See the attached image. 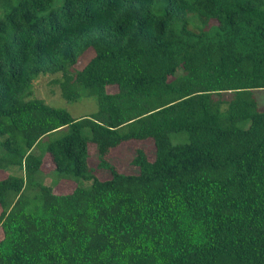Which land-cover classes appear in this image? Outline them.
<instances>
[{
  "label": "trees",
  "instance_id": "obj_1",
  "mask_svg": "<svg viewBox=\"0 0 264 264\" xmlns=\"http://www.w3.org/2000/svg\"><path fill=\"white\" fill-rule=\"evenodd\" d=\"M257 89L264 0H0V264H264ZM147 138L134 173L108 158Z\"/></svg>",
  "mask_w": 264,
  "mask_h": 264
},
{
  "label": "rangeland",
  "instance_id": "obj_2",
  "mask_svg": "<svg viewBox=\"0 0 264 264\" xmlns=\"http://www.w3.org/2000/svg\"><path fill=\"white\" fill-rule=\"evenodd\" d=\"M92 51V50H91ZM91 52L90 50L85 51L83 55L78 59L75 67L79 68L82 66V64L90 57ZM48 77H43L39 80L38 84L35 86L33 90V96L35 97H44L40 98L42 99L46 104L52 105L55 107H61L66 109L72 116H81L88 114L90 110L93 108L94 109V101L92 97H85L81 98L78 101L75 102H67L64 101L60 96H57V88L55 86L48 85ZM107 91L112 92L115 91L114 86H107L106 88ZM252 95L256 101V105L258 108H264V89H257L252 92ZM92 101V102H91ZM246 122H241V126H245ZM66 130V129H65ZM60 130L55 133L46 135L42 137L37 145L39 152L41 149H44V145L51 139H54L58 137L61 133L65 131ZM187 140L186 133L181 131V132H172L169 134V141L171 143H182ZM127 144L124 143V145L119 146L118 148H115L111 150L110 156L108 158L110 159L111 162H114V164L118 167L119 171L125 172V173H134L136 171V167L132 166L129 164V160L132 157L134 153L135 147H140L143 148L146 152H148L147 155L150 157L153 156V145L152 141L150 138H147L145 140H130V142H126ZM88 148H89V153H92V144L88 143ZM48 154L43 155L42 159V165H41V171L43 173L47 172L50 169V164L48 162ZM90 163L94 164V160L91 159ZM5 174H14V175H20L21 172L17 168H11V169H6L3 172L0 173V177ZM99 178H106L108 177V173L105 170H101L100 173H98ZM52 177V174H50L49 177L44 178L45 183L48 182L47 179H50ZM65 180V179H62ZM69 181L67 184L60 182L58 183V186H55V189L59 192H67L72 189V186H69L68 184H75L77 181L73 180H67ZM88 183V182H87ZM0 236H1V231H0Z\"/></svg>",
  "mask_w": 264,
  "mask_h": 264
}]
</instances>
